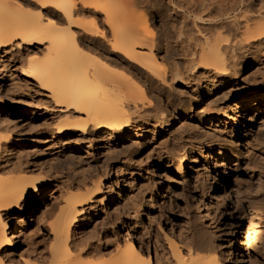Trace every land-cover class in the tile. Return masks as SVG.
I'll list each match as a JSON object with an SVG mask.
<instances>
[{
	"label": "bare ground",
	"instance_id": "1",
	"mask_svg": "<svg viewBox=\"0 0 264 264\" xmlns=\"http://www.w3.org/2000/svg\"><path fill=\"white\" fill-rule=\"evenodd\" d=\"M138 1L0 0V52L11 47L21 61L13 68L11 59L8 77L6 61L1 59L0 81L10 78L13 94L38 87L56 121L47 123L54 129L50 138L44 136L45 128L28 134L8 114L6 107L12 103L0 98V264H246L240 242L232 236L237 235L234 223L225 222L229 201L241 203L246 196L237 181L226 183L231 170L239 168L229 161L233 157L239 161L242 155L225 136L242 133L241 118L246 127L264 121V0L257 4L254 0H166L176 18L171 20L172 38L148 30V18L146 28L142 27L132 14ZM169 38L172 46L166 45ZM251 59L260 62L253 84L234 94L228 106H207L201 117L202 123L219 120L215 125L223 126L221 134L207 136L208 142L201 145L181 135L180 150L168 148L162 153L165 168L177 170L179 163L183 175L197 154L206 163L210 157L217 158L223 167L209 181L217 210L209 204L203 222H190L179 236L163 230L168 251L163 250L159 235L144 230L141 202L130 212L131 230L113 254L107 250L114 242L109 238L103 242L98 232L78 237L79 225L92 214L89 205L103 182L84 172L74 179L64 175L60 203L42 212L44 191L51 175L60 174L57 160L65 157L66 148L81 149L80 142L92 134L108 141V149L117 139L140 144L149 132L155 139L158 131L173 125L177 85H190L192 94H213L232 86L240 68ZM258 149L261 153L254 151V166L264 171V143ZM37 210L46 222L54 219L46 248L29 229L27 214ZM122 217L118 215L119 220ZM218 234L229 238V243L219 242ZM139 235L145 236L147 248L137 240ZM22 236L28 240L17 257Z\"/></svg>",
	"mask_w": 264,
	"mask_h": 264
},
{
	"label": "rangeland",
	"instance_id": "2",
	"mask_svg": "<svg viewBox=\"0 0 264 264\" xmlns=\"http://www.w3.org/2000/svg\"><path fill=\"white\" fill-rule=\"evenodd\" d=\"M257 2L259 0H254V3L257 4ZM32 7L35 6L32 5ZM132 14L143 28H146V18H148V23L151 25L148 30H155L165 38H172L171 20L176 18L168 1L139 0ZM170 38L166 41V45L172 46ZM7 49L5 53L0 52V54H6L0 57V60L6 61L5 73L9 77L11 59L15 60L16 64L13 68L20 66L21 61L14 49L11 47ZM259 65L260 62L249 60L240 68V74L234 77L236 81L232 86L223 87L213 94H192L190 85L184 87L177 85L173 91L176 102L173 125L166 131H158L155 139H152L149 132L140 144L134 140L117 139L112 143V149H108V141L102 140L99 134H92L84 142H80L81 149L66 148L65 157L57 160L60 164V174L51 175L50 184L44 191L45 196L40 205L42 212L46 213L60 203L65 193L64 175L74 179L78 173L84 172L103 182L102 189L96 192L94 201L89 205L93 206L92 214L89 219L85 221L82 219L79 225L78 237L83 235L87 238L98 232L103 242L107 238L114 242V245L107 250L110 253L114 252L118 244L124 243L131 230L130 212L133 211L136 202H141L143 207L140 221L144 230L151 232L154 236L159 235L163 250L168 251L169 246L163 236V230H173L179 236L190 222H203L202 214L206 213L209 204L216 209V194L210 190L209 181L212 176H215L214 174H217V170L223 171V167L218 164L217 158L210 157L206 163V160L197 154L194 161L189 164L187 173L183 175L179 169V163H177V170L171 171L165 168L167 160L161 157L162 153L168 148L180 150L184 142L180 139L181 135L195 145L208 142L206 137L209 135H220L223 126L215 125L220 123L219 120L215 119L213 123H202L201 117L206 107L230 105L234 94L243 92L253 84ZM13 71L20 73L14 69ZM8 77L0 81V98L12 103L6 107L8 114L29 130L28 134L45 128L48 133L44 136L50 138L48 135L51 134L50 130L53 127H48L47 123L53 125L56 121L52 118L53 110L48 98L44 97L36 86L25 87L24 94L11 93ZM37 103H43V106L39 107ZM179 110L183 113L178 114ZM34 111L36 113H32ZM243 123L244 120L241 118L239 125L242 133L239 136L235 135L233 138L225 136L226 140L230 141L229 144L237 146L242 155L239 161H236L234 157L229 161L231 167L239 168L236 171L231 170L230 179L226 183L233 184L237 181L246 192V196L241 203L234 199L229 201L230 211L225 222L234 223L233 229L237 235L232 236L240 242L239 248L246 264H264V171L260 166H254L256 163L253 161L256 158L255 152L261 153L258 151V146L264 143V121L249 127L243 126ZM76 138V135L72 136V139ZM93 138L95 139L94 147L90 148ZM48 159H51V155ZM233 162L234 164L238 162V165H232ZM158 182L159 186H156ZM153 194L155 197L152 201ZM38 211L35 214H27L29 229L35 241L42 244V248H46L52 240L50 222L54 219L51 218L46 222L43 214L38 215ZM118 215L123 217L119 220ZM218 235L219 242L229 243L226 240L229 238L223 237V239L220 234ZM19 240L20 245L16 248L17 257L28 238L22 236ZM137 240L147 248L145 236L139 235Z\"/></svg>",
	"mask_w": 264,
	"mask_h": 264
}]
</instances>
